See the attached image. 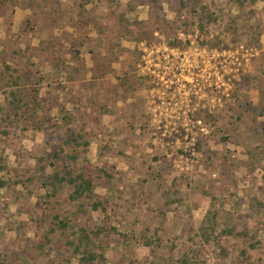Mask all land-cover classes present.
Masks as SVG:
<instances>
[{
  "label": "rangeland",
  "instance_id": "374dc122",
  "mask_svg": "<svg viewBox=\"0 0 264 264\" xmlns=\"http://www.w3.org/2000/svg\"><path fill=\"white\" fill-rule=\"evenodd\" d=\"M239 1L0 3V264H79L54 215L107 227L104 264H264V1ZM12 91L22 118L2 122ZM68 167L101 215L43 185Z\"/></svg>",
  "mask_w": 264,
  "mask_h": 264
},
{
  "label": "trees",
  "instance_id": "16d2710c",
  "mask_svg": "<svg viewBox=\"0 0 264 264\" xmlns=\"http://www.w3.org/2000/svg\"><path fill=\"white\" fill-rule=\"evenodd\" d=\"M8 0H0L1 4H4ZM117 0H110L111 3H116ZM247 0L239 1L240 4H244V2ZM252 1H264V0H252ZM89 3V0H83V3L81 4L82 13L85 9V6ZM5 5V4H4ZM85 12V11H84ZM86 13V12H85ZM195 14H197L196 21H194V24L197 26V28L204 34L208 36L209 32V22L211 19L209 18L211 15L208 13L207 10L203 9V11H195ZM236 33V32H235ZM208 38V37H207ZM225 37L222 35H215L208 44L211 46H214L216 48L221 47H231V45H234L238 42H240V36L232 38L229 41H226ZM259 42V38H256L254 43ZM10 96L12 97V101L10 100L9 106H7L5 109H2V112H4V118L2 119V122L9 121L10 123L13 122L11 119V114H15V119L17 121H20L22 118V114L19 113L20 109L25 108L22 106L23 103V95L21 92H11ZM37 96V95H36ZM35 100H33V103L36 105H39L37 102L39 101L37 97H34ZM82 138V136H72L70 139V142L75 146H80L79 139ZM85 149L87 150L89 147L88 143H85ZM60 153L54 154L53 158H56L59 164H62L64 166L62 157H59ZM51 166L54 167V162H51ZM66 169L64 171V174L60 171H54L52 175L49 177L46 176V179L43 183L45 185L46 189L49 190V188L52 190V194H56V190L58 187H60L62 184H67L73 189V193L71 194L70 198L73 201H79L83 200L84 203L90 204V209L92 211L98 212L100 215L102 214V211L104 210L102 208V204L100 202L93 201L94 196V189H95V183L94 179L91 176V174L87 170H75L72 171L70 169L69 171ZM107 177V175H106ZM110 178V177H109ZM7 185V182L4 181L0 177V191L4 189ZM80 203V209H82L83 204ZM54 222L57 223L58 227L60 229H69V232L71 234V239L66 243L70 248L72 247V256H76L78 258L79 264H104L105 263V257L104 255L99 251V248H103V246L100 244H97V241L100 240L101 235L103 232H106L108 229L107 227H97L96 230L90 231L86 229L85 227L78 228V226H69V221H64L60 218L59 215H54ZM210 222V225L207 224ZM217 225L216 222V216H212L209 214L207 216L206 223L201 227V236L203 237L204 242H210L213 235L215 234V227ZM237 228H230L223 231L224 234L227 236H235L237 234ZM51 231H54L53 228L50 229ZM239 234H246V233H239ZM40 248H42L40 246Z\"/></svg>",
  "mask_w": 264,
  "mask_h": 264
}]
</instances>
